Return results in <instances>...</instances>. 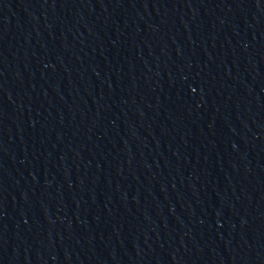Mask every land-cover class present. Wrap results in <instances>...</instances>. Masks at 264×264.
I'll return each instance as SVG.
<instances>
[{"label": "water", "instance_id": "1", "mask_svg": "<svg viewBox=\"0 0 264 264\" xmlns=\"http://www.w3.org/2000/svg\"><path fill=\"white\" fill-rule=\"evenodd\" d=\"M0 264H264V0H0Z\"/></svg>", "mask_w": 264, "mask_h": 264}]
</instances>
